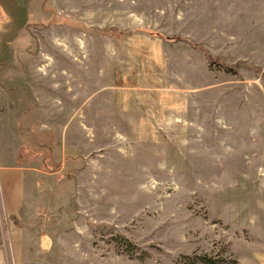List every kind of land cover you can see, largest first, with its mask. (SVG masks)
<instances>
[{"label":"rangeland","instance_id":"rangeland-1","mask_svg":"<svg viewBox=\"0 0 264 264\" xmlns=\"http://www.w3.org/2000/svg\"><path fill=\"white\" fill-rule=\"evenodd\" d=\"M3 159L19 264H264V0H0Z\"/></svg>","mask_w":264,"mask_h":264},{"label":"crops","instance_id":"crops-1","mask_svg":"<svg viewBox=\"0 0 264 264\" xmlns=\"http://www.w3.org/2000/svg\"><path fill=\"white\" fill-rule=\"evenodd\" d=\"M18 162V161H17ZM14 161L0 160V214L9 221L11 215L19 216L22 212L26 197V168ZM9 246L0 245L1 263L8 264L3 254L13 248L14 264L21 263L20 256L24 249L23 232L8 228ZM19 259V263L17 258Z\"/></svg>","mask_w":264,"mask_h":264},{"label":"trees","instance_id":"trees-1","mask_svg":"<svg viewBox=\"0 0 264 264\" xmlns=\"http://www.w3.org/2000/svg\"><path fill=\"white\" fill-rule=\"evenodd\" d=\"M114 32L117 31V29H113ZM132 32H120L118 34H116L117 37H125V36H132ZM170 41H176V39L174 38H171V39H168ZM205 53V56L207 58V60L212 63V64H216V63H220V65L226 69H229L230 71H235L237 73V67L238 65H240V62L237 63V64H234V65H229L227 63H225L220 57H216V56H213V54L207 50V49H202ZM25 150H26V154H22V156H31L34 154V157H37L38 154H35L33 151H30V148H27L25 147ZM45 165H46V160H45ZM61 166V165H60ZM59 170H54V171H50V172H57ZM61 175H63V172L58 174V178L59 179H64V177H62ZM188 263L187 264H237L236 261H232L231 259H227V258H219V257H213L211 255H200V256H191V257H188Z\"/></svg>","mask_w":264,"mask_h":264}]
</instances>
